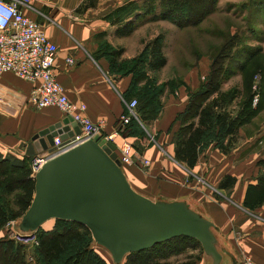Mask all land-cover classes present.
<instances>
[{"label":"crops","instance_id":"crops-1","mask_svg":"<svg viewBox=\"0 0 264 264\" xmlns=\"http://www.w3.org/2000/svg\"><path fill=\"white\" fill-rule=\"evenodd\" d=\"M144 1L98 0L94 7L81 9V0H33L31 8L21 7V11L40 25L57 46L54 71L69 101L85 105L84 116L101 126L103 139L116 135V145L122 141L130 143L133 162L123 169L132 187L150 198L191 200L220 230L231 252V264H240V259L245 257L264 264V203L254 210L243 205L248 187L256 185L264 173L261 165L264 161V100L255 116L239 129L228 152H221L212 141L199 152L193 168L176 161L172 137L181 127L179 116L185 113L190 96L207 81L211 58L196 53L192 62L174 63L167 73L171 62L166 47L172 43L178 51L184 44L181 41L184 32L199 27L205 20L197 27L178 28L166 20L145 15ZM130 5L132 9L119 17L117 10ZM109 15L111 20L107 19ZM128 26L133 28L131 33L122 35V30ZM175 29L178 33L171 42L167 36L174 34ZM158 37H162L166 64L154 71L147 65V57L138 60L143 54L148 56L149 44ZM192 46L195 45L190 39L185 51H190ZM116 51H120L118 62H134L130 70L111 67L109 59ZM67 59L73 64L69 65ZM258 72L264 82V72ZM138 73L147 77L138 83V88L148 79L164 87L157 118L147 125L136 119L150 142L126 135V124L121 121V116L130 112L128 103L136 99L129 90ZM242 76V72L235 74L222 84L221 91L226 92L232 82H240ZM34 85L11 73L0 75V158L14 162L29 159L26 145L31 138L65 118L55 107L36 110L30 105L28 97ZM259 103L260 100L253 102L252 107H258ZM138 142L143 147L137 152L133 146ZM139 160H147L149 166L143 167ZM225 177L233 178L234 184L220 189ZM200 264H205L203 258Z\"/></svg>","mask_w":264,"mask_h":264},{"label":"trees","instance_id":"trees-1","mask_svg":"<svg viewBox=\"0 0 264 264\" xmlns=\"http://www.w3.org/2000/svg\"><path fill=\"white\" fill-rule=\"evenodd\" d=\"M97 1L87 0L84 7H94ZM250 2L253 7L264 11V0H251ZM130 8L132 9L131 5L117 10L119 17ZM216 10V0L144 1L145 15L152 16L155 20H166L182 29L199 26ZM107 19L111 20V16L109 15ZM262 25L264 26V23ZM125 28L121 32L122 35L130 34L133 29L131 26ZM256 38L260 37L257 35ZM257 40L261 41L262 39ZM229 42L228 45L231 44ZM239 42L235 44L238 46ZM227 44L224 47L221 46L219 51L212 56L207 81L200 86L198 92L190 96L185 113L179 116L181 127L172 137V143L175 146V160L189 168L194 167L199 152L212 141H215L221 152H228L233 147L239 129L255 116L264 100V82H262L261 90L259 87L258 92L253 91L254 96L255 94L261 96L256 109H252V103L245 109L240 108V111L235 115H231L230 110L227 109L228 104L234 99V91L222 92V84L238 72H242V74L249 72L250 67L246 66L245 60L256 61L263 58L261 49L251 50L246 45H240L231 54L232 45L229 47ZM162 47V37L156 38L148 46V56L143 54L139 60L137 59L138 62L141 61V58L147 57L149 68L154 71L160 70L166 64ZM247 51L250 52V54L248 53L249 57H247L249 59H244L240 65L233 67L232 65H235L234 62L239 56ZM119 54L120 51H116L110 57L111 67L119 71L123 68L130 70L134 62L127 64L118 62L116 58ZM255 63L257 64V61ZM127 65L129 66L127 67ZM253 71L254 73L257 71L264 72L259 66V62ZM146 78L142 73H138L129 90V94L136 97L137 106L134 111L143 125H147L157 118L161 110L160 97L164 90L163 86H156L152 79H148L144 86L138 88V83L141 80H146ZM126 130H128L126 135H133L142 139L145 137L143 128L133 117L126 124ZM30 162L31 157L20 162L0 158V231L7 221L21 217L32 201L35 182L34 178L31 177ZM261 165L264 166V161L261 162ZM233 184V178L225 177L219 188H230ZM263 203L264 173L258 178L256 185L248 187L243 205L249 210H254ZM10 206H14L17 211L10 210ZM55 221L71 226L53 231H39V229L36 231L38 246L33 248L31 258L37 264H106L102 258L93 252L94 246L87 228L75 222ZM196 247L201 248L195 239L177 237L157 244L150 249L131 253L125 257L123 264H194L189 259L172 262L169 257L181 253L184 248L195 249ZM0 252H7L12 255L15 264H29L26 260L27 251L25 247L17 245L13 241L0 238Z\"/></svg>","mask_w":264,"mask_h":264},{"label":"water","instance_id":"water-1","mask_svg":"<svg viewBox=\"0 0 264 264\" xmlns=\"http://www.w3.org/2000/svg\"><path fill=\"white\" fill-rule=\"evenodd\" d=\"M70 117L36 133L26 154L52 152L80 135ZM58 138L60 145L55 146ZM34 194L17 219L21 233L35 232L50 220L88 229L92 245L109 253L113 264L127 255L177 237L195 239L205 264H231V252L212 219L187 198H150L137 192L120 164L116 146L101 136L75 144L34 174Z\"/></svg>","mask_w":264,"mask_h":264},{"label":"built area","instance_id":"built-area-1","mask_svg":"<svg viewBox=\"0 0 264 264\" xmlns=\"http://www.w3.org/2000/svg\"><path fill=\"white\" fill-rule=\"evenodd\" d=\"M33 0H0V75L11 73L15 77L34 83L28 101L36 110L55 107L62 112L65 118L70 117L72 122L80 128V135L74 141L57 147L52 152L36 154L31 157V177L37 173L50 159L65 149L80 142L101 136V126L93 124L84 116L86 109L83 104L69 101L62 86L57 80L54 63L57 55V46L45 35L44 31L33 20L22 14L21 7L31 8ZM69 65L73 64L67 59ZM257 102V97L254 103ZM136 101L128 103L129 114L122 115L121 121L127 124L131 117L137 119L133 112ZM105 140L116 146L117 158L122 166L133 162L131 145L122 141L116 145V135H110ZM55 146L60 145L58 138L54 140ZM143 167H148L147 160H139ZM11 239L17 245L34 248L38 246V236L35 232H12ZM240 264H258L249 258H243Z\"/></svg>","mask_w":264,"mask_h":264},{"label":"rangeland","instance_id":"rangeland-1","mask_svg":"<svg viewBox=\"0 0 264 264\" xmlns=\"http://www.w3.org/2000/svg\"><path fill=\"white\" fill-rule=\"evenodd\" d=\"M217 1V10L210 15L207 20L205 19L204 24L200 25L197 28H192L190 30H186L187 32H184L183 39L181 41H184V44L179 46L178 51L176 50L175 45L172 43L168 44L166 47V52L169 55V62L170 65L168 67L167 73L170 72L171 65L174 63L177 65V63H189L193 61V56L198 54H206L209 55L210 58H212L213 55H215L216 52L219 51V48L221 46H225L229 41L231 44H227L229 47L232 45V48L230 49V53L233 54L237 48L240 47V45H246V47L251 48V50L255 49H261L262 51V57L260 60H256L257 64L259 62V66L262 67L264 70V26L262 23H264V11L260 10L258 8L253 7L251 5V0H216ZM87 0H81L80 8H85ZM262 21V23H261ZM174 34L170 33L167 36V40L173 41V38L176 37L175 33H178V31L175 29L173 30ZM176 31V32H175ZM259 36L262 40L258 41L256 36ZM193 40L194 45L192 46V49L190 51H185L186 47L189 45V40ZM228 41V42H227ZM238 41V46L235 44ZM236 46V47H235ZM189 48V47H188ZM229 50V48H228ZM250 52L247 51L243 55H240L237 59L235 65H232L233 67L237 66L238 64L242 63L244 59H249ZM226 54V53H225ZM256 61H246V66L250 67L248 70L249 72H246L245 74H242V78L240 82L236 83V81L232 82L230 85V88L226 92L234 91V99L231 100L230 104H228L227 109L230 110L231 115L236 114L240 108H247L250 103H253L255 98L257 97L258 101L261 99V96L259 97L258 94H253V91L258 92V88L260 86V83H262L261 78L263 77L262 74H259L257 71L254 74V68L257 66L255 63ZM174 64V65H175ZM167 73L165 76H167ZM164 76V77H165ZM163 77V76H161ZM169 77V76H168ZM159 78V76H157ZM232 78V77H231ZM230 78V79H231ZM225 83V82H224ZM256 93V92H255ZM232 96V95H231ZM238 99V100H237ZM136 101V99L134 100ZM253 101V102H252ZM252 105V104H251ZM137 106L134 107V109ZM239 107V109L237 108ZM237 108V109H233ZM257 108V107H255ZM252 107V109H255ZM136 120V119H135ZM145 137L147 142L149 141V136L145 132ZM141 141H143L142 138H140ZM151 140V139H150ZM143 146L140 145L138 142L137 145L133 146V149L135 151H139ZM133 157V154H132ZM12 211H17L14 206L9 207ZM71 225L68 224H60L57 223L55 220L49 221L45 223L42 227L39 228V231H53V230H59L61 228H67ZM18 227V221L15 220H9L5 224V226L1 229V237L4 239H8L9 241H12L11 235L12 232L17 230ZM16 244V243H15ZM194 245V244H192ZM26 249V260L29 264H37L32 258H31V252L33 248L25 247ZM93 252L102 258L106 264H113L112 259L107 251L94 248ZM13 256L8 254L7 252H0V264H15ZM202 251L200 247H196L195 249L191 248H184L181 253L170 256L169 260L172 262H179L186 259H189L194 264H200L202 261ZM32 259V260H31ZM242 262V259H240V263Z\"/></svg>","mask_w":264,"mask_h":264}]
</instances>
